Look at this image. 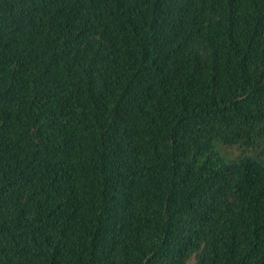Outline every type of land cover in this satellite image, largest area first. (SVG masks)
I'll return each instance as SVG.
<instances>
[{
  "label": "trees",
  "instance_id": "trees-1",
  "mask_svg": "<svg viewBox=\"0 0 264 264\" xmlns=\"http://www.w3.org/2000/svg\"><path fill=\"white\" fill-rule=\"evenodd\" d=\"M0 264H264V0H0Z\"/></svg>",
  "mask_w": 264,
  "mask_h": 264
},
{
  "label": "rangeland",
  "instance_id": "rangeland-1",
  "mask_svg": "<svg viewBox=\"0 0 264 264\" xmlns=\"http://www.w3.org/2000/svg\"><path fill=\"white\" fill-rule=\"evenodd\" d=\"M222 149L226 153H228L231 157H236L237 154L239 153V147L236 145H232V146L223 145Z\"/></svg>",
  "mask_w": 264,
  "mask_h": 264
}]
</instances>
